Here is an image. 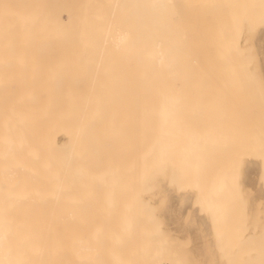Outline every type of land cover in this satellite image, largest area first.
Instances as JSON below:
<instances>
[{"label":"bare ground","instance_id":"1","mask_svg":"<svg viewBox=\"0 0 264 264\" xmlns=\"http://www.w3.org/2000/svg\"><path fill=\"white\" fill-rule=\"evenodd\" d=\"M152 1L153 0H0V264H91V262L92 264H104V255L108 252L109 247H111L109 249L110 255L114 251L116 253H113L114 256L112 257V261L110 260L112 255H108L110 257L108 259V256L106 255L105 263H107V261L109 260V262L111 261V264H168L166 263V261L168 262V256H165L166 250L168 249L167 251L172 255L177 251L178 247L175 248L176 251H174V249L171 253V249L167 246L179 234L176 227L171 228V230L169 231L170 233L176 228L175 235L176 233L178 235L174 237H172L173 233L171 234V236H168L167 230L166 237H170V239H167L170 241L166 244L165 241L167 240L166 238H164V241L163 237L165 236H163L164 233H162V231L165 232L168 224L171 227V224L176 226L174 223H180V221L178 220L182 217L184 219V216H182L183 213L182 215L181 213H179V215H181L180 218L178 217L179 215H177L176 218L174 217L175 219L179 218L174 222V218L170 214L172 211H169L171 206H169L167 212H170L168 214L173 218V220L171 217L169 219H171L174 223H171V221H169L170 223L168 221L166 222L167 219L161 216V218L163 219V223L164 220L167 223V227L163 226L165 228H163V230L161 226L164 224L161 221L160 214H164L166 211L163 209L165 212L163 210L161 213L158 212V214L160 213L159 217H157L158 219L155 217L158 214L156 213L155 215L154 213V218L152 217L153 215L150 216L153 218L152 221V219L148 215L153 214L154 210L156 211L159 208L156 209V207L152 205L154 207V210L152 211L151 209L152 213H150V209L147 210L146 207L155 203L154 201L156 197L158 199L159 196H161V190L165 189L164 184L167 183V181H165L164 183V178H167L168 175L176 173L177 171V177H182L181 180H183V183L186 185V187L183 188V184L181 182V187L179 186L180 183H178L177 181L180 178L176 179V176H174L175 178H173L175 180H169L174 181L175 183L173 182V184L178 185V189L182 188V191H185V188L187 189L188 187V182L185 183L187 179L184 180L183 177H186L189 171L190 176L192 175L193 178H195L193 179L191 176V178L193 179L191 180L192 185L187 189L190 190V192H187V190L184 192L185 194L188 193L189 195L187 194V196H189L190 198H192L190 196L193 193L191 192L192 190H197V192H199L200 190L198 189L202 190V188H204V183L207 182V184H205L207 185V188L205 187L206 192L208 191L209 194L214 197V199L209 198V200L212 199L213 201L210 200V203L206 201V204L212 206V208L210 206H203V203L201 202L202 200H205L204 197H200H202V194L204 193H202L201 191L200 192L202 194L197 193L199 198L202 199L201 201H199V205L205 208L204 211H208L209 213L210 207L211 212L216 211L217 213L227 211V213L229 214L230 212H232L234 216L235 212L233 211H236V209H234L233 207L236 204L235 202H237L238 200H234L236 199L234 197L237 195L233 196L235 194V192H233V185L238 186V181L239 184H243L246 180H242L241 183L240 179L241 176H245V174L240 175V179L237 180L236 184L232 182L233 179H231L230 175L232 171H238V168H236L235 166V169L233 167L229 175L224 174L228 177L230 176L229 179L224 180L223 176L217 175L212 177L211 174L208 176V174L211 173L210 170H213V168L209 167L211 163H207L209 160L205 163L207 164L206 168H210V170L204 169L205 167H202L204 164H202L201 167L200 165L198 166V164H201L205 159L207 160V158H210L211 160V156H213V154H217L219 152V154L221 155L222 153L219 151V148V150H217V147H214L215 144L210 146L212 148H216L217 151H214L215 149L212 150V148L209 147V141H211V138L213 137L211 136L210 130H208V128L215 124L222 125V123H226L227 126L229 122H232L230 123L231 125L237 124L238 127L239 125H244L241 126L244 127L241 131H246L245 126L247 125L245 124V121L244 123H241V121L237 120L241 123L238 125V122H236V120L232 117L233 114L237 111H240V109L242 111L240 112L244 113L243 109L245 110L246 107L247 110L250 111L257 110L262 105L260 108L264 109V101H259V99L263 100L264 98L262 99L261 97H258V95L257 97L259 99L255 98L257 93L256 91V93L253 92L254 94L252 95V93L250 94L249 92H247L248 90L246 88L243 89V87L242 89L246 90V92L240 88V92H234L236 91L235 89L239 84L234 85L233 83H230L231 80H227V78L237 80L240 77L241 80H237L238 82H240V85L238 86L240 87L242 81H244L245 79L242 73L246 69L248 70L251 68L245 66L246 68L244 69V67L242 66L244 71H240V69H242L240 67V72H238L236 67H238L240 63L239 61L236 67L235 64L231 63L232 66L236 68L237 73L230 72L232 71L230 70L231 67L228 68V64L226 63V58H228V56L224 57L225 60L223 58V52H226L224 51V48L227 46L224 45L225 47L223 48L224 43L221 41L223 39L219 40L223 44L219 43V41L217 42L216 39L218 38V36L219 38L225 36L224 39L226 38V40L228 41L229 39H227V36H229V33H233L234 35L237 30V22L240 23L238 27L243 28L245 26V23L255 20L257 21L258 19L263 17L264 9H262L261 7H257L255 5V2H248L245 4L241 3L240 8H237L234 2V6L232 5V11L231 4L228 5L226 11L225 7H223L224 13L227 12L226 16L224 14L225 18L227 17V20L222 21L223 18H221L220 21L217 19L218 24L217 26H215L213 23L208 22L205 17V20L203 19V21L206 22L203 23L202 19L198 17V14L196 15L194 12H192V14L194 13L200 20L195 19V17L193 18L194 21L192 19L193 23L192 21H189L191 19H188V15H190V13L187 11V8V10H185V5H183L182 7L181 3V6H179L182 7L180 9L182 13L184 10L185 13L186 11L187 13H189L186 14L187 19L185 21L187 22H182L185 25L187 24V27L191 22L188 29L186 28V26L185 28H183L186 32L187 30L189 32V34L184 35V31L183 29H181L183 23H181L180 19L179 23L181 24L177 23V21L175 20L176 22L173 21V23H176L174 24L176 26H173V19L172 17H170V15L172 14L170 13L171 11H169L170 9H177L176 11H180L178 10V5L176 6L177 8H172L170 7V4L173 0H163V6L160 8L158 7L159 5H157L159 0H156L157 3H155L156 7H158L157 10V8H155V4L152 5ZM224 4L225 3L223 2V5ZM201 5L199 6L201 7ZM223 5L218 4L220 9ZM215 6H212L213 9H215ZM218 6L216 7L217 11H222L219 10ZM200 7H198L196 3V10H200ZM155 9L159 11L158 14H160L161 17H154ZM159 9L164 10V14ZM205 10L206 9H204L202 13L205 12ZM168 13L170 15H168ZM221 13L222 12H220V15H222L223 17V14ZM176 14L177 13H175V16ZM180 16V18H182V16L184 15H181L180 13ZM192 17H194V15ZM263 19L264 18H262V21L260 20L261 22L259 28L263 26ZM195 20H197L198 22ZM211 21L213 22L214 19ZM229 22H231V24H229ZM177 24L181 26L179 27V25ZM228 25L232 26L231 30L229 29L230 31L227 30ZM176 27L180 31H176L177 33L174 32V34L171 33L174 28L176 29ZM214 27H216V29H214ZM181 34H183V37H181ZM215 34H217V36H215ZM174 36H176V38H173ZM177 36H179L180 38L178 37L179 39H177ZM188 37L192 38L193 40L190 39L191 41L189 40V42L182 41V39L185 40V38ZM179 40L181 42L178 45L179 48L176 47L177 50L173 49V46H175L176 44L174 45L172 43V45L170 43H175ZM214 40H216V42ZM223 41L225 42V40ZM182 42L186 43H183L184 45L188 44V47L185 46L184 48V50L189 48L187 51H183L182 47L184 46ZM230 48V51H232L233 47L230 46ZM174 50L177 52H175ZM171 51H174V53L176 54ZM180 52L183 53L180 54ZM226 53H228V51ZM171 54L172 57L178 54V57L176 56L172 58ZM233 54L235 55L236 53L232 52V56ZM179 55L181 58H183V61L181 62H184V60L187 61V56H192L193 61L195 60L194 63L196 64L193 63V66L196 65V67L194 66L197 70L196 75L193 76L195 72L194 69L192 70L194 72L190 71V73L192 74H189V76L186 75L188 73L181 74L182 76L186 75V77H190L192 75L194 78H192V80L189 78L191 80L190 83L186 79V77L183 78L182 76L177 75L178 77H180L178 79V77L172 78L171 76L173 74H175L174 76H176V74L180 75V73L186 71L188 68L185 66L186 70L184 69V67V70L182 69V67L180 66V64L182 63L179 62ZM235 57L237 58V56ZM176 58H178V60H176ZM188 60H190V58H188ZM174 61L178 62L175 63ZM189 62L191 63V61ZM173 63L174 65L170 67V65ZM190 63L188 65L191 67ZM241 65L243 64L241 63ZM175 66L176 69L174 68ZM179 68L183 71L180 72ZM177 69L180 73H176L178 72ZM175 70L176 72H174ZM245 73V77H247V83L249 81L250 83H252V78L250 77L251 79H248L250 73ZM169 76H171V79L173 80L169 79ZM185 79L189 83L187 87L189 89L188 91L186 90L184 94L186 95V92H188V99L185 96L183 98L187 99L189 108L187 107L188 109H186L185 107V110H180L182 96H178L172 93V89H175V87L185 88V84L183 82V80ZM224 79H226L225 82L229 81V83H225ZM204 80H207V83L203 82ZM192 81H194V84H192ZM212 81H214V83H212ZM178 82L179 84H177ZM258 84H263V82L259 81ZM258 84L257 87L259 86ZM190 85L193 87V89ZM243 86H246L244 85V82ZM253 86L254 85L252 84V88ZM261 90L263 89L261 88ZM230 93L235 94V96H233L232 94V97L229 96ZM246 93L248 94V96L250 95V101L255 95L253 101H247L249 99ZM211 95H214V97L216 98L217 96L221 98L219 100H215L214 98V101H211ZM204 96H208L209 99H204ZM225 96H227L228 98H226ZM224 98H226L227 100ZM242 99L246 100L245 102L248 103V105H242ZM211 106H213V110L215 111H213L214 114L211 113ZM243 106H245V108ZM203 108L204 111L205 109H207L205 113L208 112V110L209 112L205 115V117H203V119H195V121L194 116H192L191 114L194 115L195 111H199ZM187 111L194 112H188L194 121L193 124H191L190 121L187 124L188 126L189 124L191 125V129H189L192 130V128L197 126L198 129L195 127V130L197 129V131L194 130L193 132H197L198 135L199 131L200 133L202 132L199 138L208 141L207 143L205 141L206 144L202 145L201 147L199 145V151H194L193 148L189 146L191 145L190 143H192V145L196 143L194 140H197V135L193 140V135L189 137L190 134L188 133L189 135H186V137L184 135L185 133L183 134L184 131L182 132V130H185V132L187 131V125L184 126L188 122V119L185 118L189 115H186ZM240 112V117L238 116L239 119L242 118L241 116H244V114H246L244 113L243 115H240ZM252 112L254 113L256 111ZM260 112L261 113L259 115H261L263 111ZM248 114L246 115L249 116ZM263 114L261 116V121L264 122ZM251 115L249 117H251ZM256 115L257 118H260L258 117V113H256ZM249 117L247 119H250ZM183 119L186 120L185 123H183ZM244 119L246 120V117ZM258 120L257 124L261 123V121ZM181 125L184 127V129L183 127H181ZM201 125H205V128H207V130L201 131ZM250 126H252V124ZM179 127L180 129L182 128V134ZM255 127L259 129L260 126L258 127L257 125ZM230 128L232 130V126ZM216 129L217 128H214L212 131ZM219 129L220 127L218 125V130ZM237 129L236 131H239V129ZM258 129V134H260L258 136L260 137L261 133ZM262 129L264 131V127ZM231 130L228 129L227 131L229 132ZM216 132L222 133L223 130L220 132L216 130ZM236 133L238 134V132ZM222 134H224V132ZM239 134H241L240 131ZM216 135H213L214 142L218 140V137L221 138L220 135L216 138ZM247 136H249V134ZM261 137L262 138L259 139L256 138V140H260L258 144L262 145L263 147L260 155H257V160H260L262 163H264V134ZM184 138L187 139L183 140ZM226 138L227 137H224L225 140ZM248 138L246 137L244 139L247 140ZM252 138H254V135ZM215 139L217 140L215 141ZM235 139L232 138V140L230 141V146H228V148L233 145L231 149H233L234 147H236V149L234 151H229V149L223 148L224 151L221 150L223 151V156L221 157L219 155L218 157L223 158L224 160H230V162L232 161L239 163L241 161L243 163L247 160H245L246 158L244 159V161L242 160V157L245 156V153H243L244 149L242 147L244 146L243 144L246 145L247 142H245L244 140L238 142ZM237 139L240 140L239 138ZM221 140L220 143H222ZM225 140H223V142ZM228 140L230 139L228 138ZM179 142L183 144V146L179 145ZM238 143H240V146H237ZM197 144L199 143L197 142ZM160 145H162V147ZM225 145H223V147H225ZM248 145L250 147V143ZM188 146L190 148H188ZM143 147H146L145 151H143L142 153L138 151L139 157L136 156L138 152L135 153V150H142L144 149ZM196 147L198 148L197 145ZM218 147H220V145ZM239 148L243 149L242 152L238 150ZM256 153L257 151L254 152V154ZM213 157L215 159L217 155L216 157ZM252 157L255 158V156ZM191 158L194 160L196 159L198 161V164H195L197 162L196 160L195 162L191 161L190 164L187 163V161L190 162ZM110 159L113 160L109 161ZM200 160L203 161L201 162ZM123 161L124 163H122ZM217 161L220 160L217 159ZM104 162L108 163L109 166ZM162 162H164V164ZM184 162L186 163V166L184 165ZM192 162L197 166H193ZM237 163L234 164L236 165ZM245 163L243 164L245 165ZM103 164L106 165V168ZM120 164H124L123 166H126L127 168L131 166V164H135V166H137H131L129 167V169L123 167V170H121L120 168L122 167V165ZM159 164L163 166L160 168ZM188 164L192 166H187ZM223 164L227 165L228 162H222L221 165L224 166ZM226 165L225 167H227ZM242 165H240L241 168L245 167L244 165ZM137 167L138 169L136 170L138 171L134 170L132 172L131 169ZM231 167L232 165L229 168ZM156 168H160V174H158V170L152 172V169ZM221 168L223 170V167ZM241 168L240 171L244 170L245 173L247 172L244 168L242 170ZM255 168L256 167L253 168V166H251V168H249L248 170L250 187L252 189L255 188L257 190V193L261 192L259 193L261 196L263 193L262 189L259 184L255 183V179L258 174L257 171V174L255 173ZM263 168L264 167H262V170H264ZM244 171L242 172L244 173ZM129 172L133 173L134 175L139 173V184H147L148 193H143L145 195V201L143 200L144 198H142V195V197L139 196L140 198L138 199V192L136 193V190L139 189H137V187L139 186V180L136 176L132 178H134L135 180L137 179L138 181L136 180L135 182L134 180H132L131 175L133 174ZM135 172L137 173L135 174ZM222 172L225 173L226 171ZM222 172H220V174ZM127 173H129L130 175H127ZM223 173L221 175H223ZM235 173L237 174V172ZM159 175L162 177H160ZM207 177H209L210 179ZM206 178L209 180H207ZM226 178L227 177H225V179ZM196 179L198 181V184L197 181H195ZM198 179L201 180L200 182H203L202 180L204 179L205 182H203L202 185H199L200 182ZM263 179L264 177L262 176V179L260 178V180H262L263 182ZM144 184L143 186H145ZM170 184L172 185L171 182ZM198 186L203 187L198 188ZM243 186L246 187V185L244 184ZM167 187L168 185L166 186V188ZM190 187L193 189L191 190ZM241 187L240 189H238L239 192L236 191V193H241L240 190L244 188ZM172 188L173 187L168 188L167 192L171 193L172 191H174H170ZM246 188L243 189L244 192L248 190ZM178 189L177 191H175L180 192L181 190ZM229 191H231L232 195L227 194ZM173 193L174 195L176 194L175 192ZM173 193L171 195H173ZM184 193H178V195H181L180 198L182 196L187 197ZM243 193L242 196H245V194H247ZM209 194L207 196H209ZM164 195L165 197L166 195L170 196L169 193H166ZM255 195L257 196V194ZM246 196L249 197L248 195ZM256 196L252 195V198L254 197L255 200H257ZM172 197L173 196H171V198ZM231 197H233L234 199H231ZM167 198L168 197L164 199ZM260 198H258L259 201L262 200ZM246 199L247 198H245V200ZM240 200H242V197ZM189 201H187L186 203H188ZM253 201L254 200H251L252 203H254ZM251 202H249V204ZM168 203L172 204L171 202ZM189 203L191 204L192 202ZM247 203L244 204L248 205ZM131 204V207L136 206L137 208H131ZM188 204H186V206ZM106 205L108 206V209H106ZM237 205H239L238 202ZM118 206L121 208L120 210L117 209ZM186 206H183L185 207L184 215L190 211L189 208V211L186 210ZM193 206L195 205L193 204ZM183 207L181 205L182 209ZM206 207L208 208L206 209ZM244 207L242 208L244 209ZM89 208L92 209L88 212L90 214L87 213V211L90 210ZM137 209L139 214L135 212ZM172 209L174 210L173 206ZM190 209H192L191 206ZM212 209H214V211ZM232 209L233 211L228 212V210ZM129 210L133 214L132 218L130 217L132 214ZM117 211H119L120 215L122 214L123 216H118L119 212ZM103 212H109L108 215H111L109 216L110 219L107 214L105 215H107L106 218L108 217V220L104 219L105 215L103 216ZM126 212H129L128 214L130 216H128ZM144 212L145 214L147 212L146 219L144 218ZM175 213L178 212L176 211ZM86 214L91 215L90 219L91 217L93 218V220L91 219L92 223L97 226L96 230L98 231V234H96V231L94 232V234L93 232H91V234H88L90 237L92 236V234H96L95 238L92 239L89 238V236L88 238L86 237V229L84 228L83 230L81 223L83 222L82 219L86 218ZM114 214L115 216H118V218L120 217L119 219L123 218V220L121 219L122 221H119V219L117 220V218H113ZM125 214L127 215V217ZM201 214L202 211L200 215ZM209 214L215 215L213 213ZM191 215H193V213ZM80 216L82 217L80 218ZM197 216L199 215L197 214ZM199 217H197V219ZM204 217L202 218L207 220V218ZM187 218L185 215V220H187ZM194 218H196L195 214ZM216 218L218 217H215L214 219ZM230 218L231 216L229 215V220L227 219L226 222L230 221ZM103 219L104 221H109L105 223H108V225L112 228L113 225L118 226L111 230V227L103 223L104 221L102 222ZM113 219L117 220L116 224L114 223L115 221ZM150 219L151 221L149 222ZM200 219L201 218H199V220ZM210 219L212 221L214 220L212 218ZM220 219L221 218L219 217V220ZM85 220H87V218L84 219V221ZM124 220L127 222V226H130V231L126 230V226L124 225L126 223H124ZM219 220L217 219V224L220 223H218ZM75 221L80 222L79 224L76 222V228H74ZM204 221L201 223H204ZM215 221L216 220L211 223H213L214 226H217L216 224H214ZM220 221L223 222L222 219ZM121 223L124 224L121 225ZM79 226H81L82 228ZM103 226H107V229L108 227L110 228V230L108 229V231H110V234L103 231L105 230V227L103 228ZM177 226H179L180 231L181 228L178 223ZM183 226L186 227L184 223ZM200 226L202 225L200 224ZM200 226L199 228L202 229ZM226 226H224V228ZM232 226L233 225H231L230 228ZM88 227L89 226H87L86 228ZM117 227L122 228V231H120V229H117ZM170 227L168 229H170ZM78 228H81L82 230ZM216 228L217 227H215L214 229ZM114 229L119 230L120 232H115L113 231ZM80 230L84 231L85 233H83L82 235ZM189 230L188 232H191ZM111 231H113L112 234ZM185 231L186 230L184 228V231L182 232L184 233ZM243 231L245 232L246 230L243 229ZM87 232L89 231L87 230ZM103 232L106 234V237L111 238L112 236L108 235H113V237L111 238L113 239V242H109V240H111L109 238L108 240L105 239V235L103 238ZM199 232L202 231L199 230ZM219 232V235L217 234V237L220 239H217L220 242V240L223 239H221V237H223L224 233L222 234L221 232ZM220 234H222V236H220ZM240 234L238 235V237L240 236ZM184 236L186 237L185 234ZM225 236L227 239V235ZM241 236V239L244 238L245 241V236ZM263 236L264 235L262 234L261 237ZM171 237L173 238L172 241ZM251 238L249 236L248 240ZM88 239L89 241L92 240L91 242H94L92 243V246H89L91 251L93 253L96 252L94 256L91 255L92 258L90 261L89 254H91L92 252H89L90 249L88 250L85 243V240L87 241ZM89 241L88 245H91ZM104 241L106 243H104ZM107 241L109 242V244H111V246H102L103 244L107 246ZM186 242L189 246L190 240L189 242ZM178 243L181 244L183 242L178 241ZM187 243L185 245H187ZM179 244L177 245L179 246ZM172 245L174 246L175 244ZM218 245L217 247H219ZM188 246L187 248H191V246ZM239 246L237 248H239ZM246 247L248 248V246ZM113 248L114 250H111ZM219 248L218 250H220ZM242 248L238 250H241ZM178 250L181 251V248ZM189 250L192 251V249ZM193 250L196 251V248ZM238 250L236 251L239 254V252L241 251ZM104 251L105 254H103ZM251 252L252 251H250V254ZM193 253L191 254L193 255ZM168 254L169 253H166V255ZM187 256L188 254L186 255V257ZM235 256L237 257V255ZM190 259L191 261L193 260V258ZM238 259L235 260L238 262ZM230 260H233V258L231 259L230 257ZM230 260L229 264L232 263H230ZM109 262L107 264H110ZM234 262L235 261H233L232 264H238L237 262ZM248 262L249 261H247L246 263ZM192 263H194V261ZM192 263L190 262V264ZM169 264H171L170 259Z\"/></svg>","mask_w":264,"mask_h":264},{"label":"crops","instance_id":"2","mask_svg":"<svg viewBox=\"0 0 264 264\" xmlns=\"http://www.w3.org/2000/svg\"><path fill=\"white\" fill-rule=\"evenodd\" d=\"M259 1H260L261 5L264 4V0H259ZM218 13L220 14V12H218ZM222 13H223V12H222ZM222 13H221V14H222ZM219 14H218V15H219ZM218 15H217V16H218ZM212 16H213L212 19H218V20H220V18H218V17L215 15V13H214L213 11H212ZM215 16H216V17H215ZM262 18H264V17H262ZM262 18L259 19V22L262 21ZM260 20H261V21H260ZM263 21H264V19H263ZM229 24H231V22H229ZM253 24H254V25H253ZM256 24H257V21H256V20H255V21H251V22H250V25H249L250 28H248V30L251 29V25L255 26ZM253 26H252V27H253ZM221 27H222V25H221ZM231 27H232V26L228 25V26H227V28H228L227 30L230 31V30H231ZM261 28H262V29H261ZM229 29H230V30H229ZM248 30L246 29L245 32H247ZM230 36H233V37H230ZM262 36H263V37H262ZM221 39L225 40V42H224L223 40H221ZM227 39H229V40L227 41L226 38L224 39L223 37H220V38L218 37L216 40H217V42H218L219 40H221V41L224 43V44H223L221 41H219V43H222V44H223V48H224L225 46H227V47L224 48V51H226V52L228 51V53L223 52L224 55H225V56L223 55V58L228 56V58H226V63L228 64V65H227L228 68L231 67L230 70H232V71H230V72L237 73V72H236L237 70H238V72H240V71L243 72L244 69H245L246 67L251 68V69H248V70L246 69V70L242 73V74H243V77H244L245 79H244V81H242V84H241L240 87H238V86L240 85V82L237 81V80H239V81L241 80L240 77H239L237 80H236V79L233 80V79H231V78H229V79L227 78V80H231V81H232V82L230 81V83H233L234 85H235V84H236V85L239 84V85L237 86V88L235 89L236 91H234V92H235V93L240 92V91H239V88L242 89V87H243V89L246 88V89L248 90L247 92H249L250 94L252 93V95H253L254 93H256V92L259 93V94L256 93V97H255V95H254V96L252 97L251 101H253L254 97L257 98V99H259L258 97H261V98L263 99V98H264V87H263V86H264V85H263V84H264V25L261 26L258 30H256V32L251 33L249 36H248L247 34H245V36H243V40H242L241 42H240L239 35L237 34V32L234 33V35H233V33H229V36H227ZM230 39H231V40H230ZM216 40H214V41L216 42ZM226 41H227V43H226ZM215 42H214V43H215ZM229 42L232 43L233 45L230 44ZM228 43H229V44H228ZM222 44H221V45H222ZM224 45H225V46H224ZM234 45H235V46H234ZM230 46L233 47L232 51H230V49H231ZM225 49H226V50H225ZM235 51H236V52H235ZM232 52H233V53H236L237 55H236V54H235V55L233 54V56H232ZM235 56H237V58H236ZM235 58H236V60H235ZM224 60H225V58H224ZM232 60H233V61H232ZM258 60H259V62H258ZM227 61L230 63V65H229V63H228ZM239 61H240V63H239ZM241 61H243V62H241ZM231 63L235 64V67H236L237 63H239V65H238L239 68L236 67V68H237V70H236V68H234V66H232ZM241 63H242L243 65H241ZM240 65H241V66H240ZM242 66L244 67V69L242 68ZM245 66H246V67H245ZM240 67H241L243 70L240 69ZM254 67H255V68H254ZM233 68H234V69H233ZM239 69H240V71H239ZM228 70H229V69H228ZM234 70H235V71H234ZM245 72H247V74L250 73V76L248 77V79H251V78H252V83H250V81L247 83V80H246L247 77H245V76H246V75H245V74H246ZM243 77H242V78H243ZM250 77H251V78H250ZM261 77H262V78H261ZM261 79H262V80H261ZM242 80H243V79H242ZM214 81H215V80H214ZM214 81H212V83H214ZM221 81H223V80H221ZM225 81H226V79H224V82H225ZM259 81H262L263 84H260V85H259V84H258ZM203 82L207 83V80H204ZM243 82H244V85H246V86L249 87L250 89L247 88L246 86H243ZM222 83H223V82H222ZM225 83H229V81H227V82H225ZM252 84L254 85L253 88H252ZM255 84H256V85H255ZM257 84L259 85L258 87H257ZM213 86H214V85H213ZM255 86H256V87H255ZM261 88H262L263 90H261ZM243 89H242V90H243ZM254 89H255V90H254ZM242 90H241V91H242ZM249 90H250L251 92H250ZM253 90H254V91H253ZM243 91L246 92V90H243ZM255 91H256V92H255ZM253 92H254V93H253ZM231 94H232L233 96H235V94H233V93H230L229 96H231ZM246 94H247V93H246ZM246 94H245V95H246ZM257 95H258V97H257ZM247 96H248V94H247ZM247 96H246V97H247ZM249 96H250V95H249ZM249 96H248V99L250 98ZM207 97H208V96H207ZM207 97L204 96V99H206V100L209 99V97H208V98H207ZM225 97L228 98L227 96H225ZM231 97H232V96H231ZM246 97H244V98H246ZM214 98H215V100H216V99L219 100L221 97H218V96H217V98H216V97H214V95H211V97H210L211 101H214ZM226 98H224V99H226ZM234 98H235V97H234ZM234 98H233V99H234ZM229 99H232V98H229ZM229 99H228V101H229ZM226 100H227V99H226ZM255 100H256V99H255ZM242 101H243V103H244V104L242 103V105H245V104L248 105V103L245 102L246 100L242 99ZM247 101H250V99L247 100ZM251 101H250V102H251ZM259 101H264V99H263V100H260V99H259ZM250 102H249V103H250ZM247 105H246V106H247ZM261 106H262V105H261ZM261 106H260V107H261ZM243 107L245 108V106H243ZM260 107H259L258 109H261ZM211 108H212V109H211L212 111H211V110H210V111H211V113H213V111H214V110H213V106H211ZM241 108H242V107H241ZM263 108H264V106H263ZM258 109H257V110H258ZM196 110H199V109H196ZM201 110H202V111H201ZM257 110H250V111H249V110H247V107H246L245 110L243 109L244 113H246V114L250 113V114H248L249 116L252 114L251 117L255 114L252 118H255V117L257 118L256 113H258V117H260V118H257V120L259 119L258 121H261V120H262V119H261V116H262V114L264 113V109L258 110L259 112H258ZM192 111H194V110H192ZM192 111H187V112H186V115L189 114L188 112H190V113H194V112H192ZM205 111H207V109H205ZM205 111H204V108H203V109H200L199 111H195L194 115H193V114H191V115L194 116V120H195V119H197V120H198V119H203V117H205V115L209 112V110H208V112H206V113H205ZM240 111H241V109H240ZM240 111L235 112L234 114H235V115L238 114V115L235 116V115L233 114L232 117L236 120V122L241 121V123H244V120H243V119H244L245 117H246V119H247L249 116H247V115L244 114V113H241L242 111H241V112H240ZM252 111H256V112L253 113ZM260 111H263L261 115H259V114L261 113ZM197 112H198V113H197ZM202 112L204 113V115H203ZM214 112H215V111H214ZM239 112L241 113L240 115H243V114H244V116H241V117H242L241 119H239V117H240V116H239ZM251 112H252V113H251ZM196 113H197V115H198L200 118L196 115ZM201 113H202V114H201ZM213 114H214V113H213ZM215 114H216V113H215ZM191 115H190V114L188 115V116L190 117V119L192 118ZM200 115H201V116H200ZM263 115H264V114H263ZM188 116L185 117V118L188 119V122H187L185 125L183 124L184 126H186V125L189 123V121H190L191 124L194 123L193 118L190 120ZM196 116H197V117H196ZM238 116H239V117H238ZM251 117H249L250 119H247V120H248V123L245 122V124H246L247 126H248V124H249L248 127L245 126V127L247 128V129L245 128V130H246L247 132H246V131H241V130L244 128V127H241V126H244V125H239V124H241L240 122H238V125H239V127H240L241 129L237 126V124H236V125H233V124L231 125L230 123H232V122H229L227 126H226V123H225V124L222 123V125H221V124H217V125L215 124V125H212L211 127L208 128V130H210L211 136L213 137V138H211V141H209V147H211L212 145L215 144L214 147H217V150L220 149L219 151L222 152V153H223L224 149H229V151H230V150H231V151H234V150L236 149V147H234L233 149H231V147H233V145H231L230 148H228V146H230V141L232 140V138L235 139V137H236L235 140H237L238 142L243 141V140H244L245 142H247L246 145L243 144L244 146H243L242 148H243L244 150L241 149V148H239L238 150H240L241 152H242V150H243V153H245V154H246V152H247V153L250 152L249 154H250L251 157H252V156H255V158H254V157L250 158L252 161H251L250 159H245V157H244V159L247 160V161H245V162H247L248 164L245 163V162H243V163H245V165H244L241 161H240L239 163H237V162H232V161H231V162H232V163H231L230 160H224L223 158L218 157V156L220 155L219 152H218L217 154H213V156H215V157H216V155H217V157H216L215 159H214L213 156H211L212 159H213V160L211 159L212 161L210 160V158H209V159L207 158V160L205 159L204 162H202L203 160H200L202 163H201V164H200V163L198 164V161L195 159V160L197 161L195 164H198V166L200 165V167H201L202 164H204L203 166H207V164H206L205 162H207L208 160L211 161V162L208 161L207 163H211V164H212V162H213V164H212V165L210 164V166H212V167H213V165H214V167L217 166L216 168H218V170H217L216 174L219 175V176H223V177H224V180H227V179H229V177H230V176L228 177V176H226V175H229V174H230V171H231V170H230L229 167H230L231 165H232L231 168H233L234 166H238V165L240 166V165L243 164V165L245 166V167H243V168H244L247 172L245 173V171L242 170L243 168H241V166H240V167L238 166L239 168H241L242 171H244V173H243L242 171H240V172H241V175H242V174H245V176H243V175L241 176L240 182H241L242 180H243V181L246 180V181H244L243 184L246 185V187L249 188L251 191L254 190V191H252V195H253V196H256L255 194H257L256 197H257V200H258V198H260L261 196H263L264 191L262 190L263 193H262V195L260 196L259 193H261V192H258V193H257V190H256L255 188L252 189V188L250 187V178H249L248 170H249V168H251V166H253V168L256 167V168H255L256 170L254 169V171H255L256 174H257V172H258V174H257V177H256V179H255V183L258 184V182L261 181V180H260V175H261V169H260V166H261V163H262V162H261L260 160H259V161H260V162H259L257 159H258V156L260 155V153L262 152L263 147H262V145H259V144H258L260 140L258 141V140H256V138H257V139L262 138L261 136H263V134H264V131H263V129H262L263 126H264V124H263L264 122L261 121V123L257 124V120H256L255 122H253L255 119L252 120ZM236 118H237V119H236ZM183 120H184V119H183ZM237 120H238V121H237ZM185 121H186V120H184L183 123H185ZM192 121H193V122H192ZM195 121H196V120H195ZM242 121H243V122H242ZM197 122H198V121H197ZM250 122H251V124H252L253 127L250 126V125H251ZM252 122L254 123V125H253ZM255 124H256V125H255ZM260 124H261V125L263 124V125L261 126ZM218 125H219V127H220L221 130H220V129L218 130ZM257 125H258V127H259V126L261 127L262 132H261L260 127H259V129H258L257 127H255V126H257ZM228 126H230V127L232 126V130H231V128L228 127ZM181 127H183V126L181 125ZM186 127H187V128H186ZM186 127H185L186 130H187V131L189 130L188 132H187V131L185 132V130H182V128L180 129V127H179L180 132H181V130H182V132L184 131L183 134L185 133V134H184L185 136L190 134V135H189V137H190L191 135H193V136H194V137H192L193 140H194V138H195L196 135L198 136V138L200 137V135H201L202 132L200 133V131H199V135H198L197 132H196L197 134L193 132V131L195 130V127L197 128V126H195L194 128H192V130H190V129H191V128H190V127H191L190 124H189V126L187 125ZM192 127H193V126H192ZM213 127H214V128H217L216 130H217L218 132H220V131L223 130L224 134H226V135L222 134L223 132H222V133H221V132H220V133H217L216 130H214L215 132L212 131V130L214 129ZM189 128H190V129H189ZM199 128H200V127H199ZM234 128H235V129H234ZM237 128L239 129V131H240L241 134H239V131H236ZM250 128H251V129H250ZM254 128H257V129L260 131V133H261V136H260V137L258 136V135H260V134H258L259 132L257 131V129H254ZM183 129H184V127H183ZM197 129H198V128H197ZM197 129H196L195 131H197ZM228 129L231 130V131L228 132V131H227ZM238 129H237V130H238ZM204 130H207V128H205V125H204V126L201 125V131H204ZM233 131H234V132H233ZM248 131H249V132H248ZM256 131H257V132H256ZM182 132H181V134H182ZM192 132H193V133H192ZM212 132H213V133H212ZM225 132H226V133H225ZM236 132H238V134H237ZM242 132H244L246 135H245L244 133H242ZM254 132H255V133H254ZM188 133H189V134H188ZM215 133H216V134H219V135L221 136V138H219V137L217 138V136H219V135H216ZM234 133H235V134H234ZM251 133H252V134H251ZM256 133H257V134H256ZM179 134H180V133H179ZM221 134H222V135H221ZM242 134L245 135L247 138H248L249 136H250V137H249L247 140H245L244 138H246V137L243 136ZM248 134H249V136H247ZM255 134H256V135H255ZM213 135H216L215 137L218 139V140L215 139V141L217 140L216 142L213 141V140H214V136H213ZM238 135H239L240 137H239ZM253 135H254V138H252ZM197 136H196V139H197V140H194L196 143L193 144V145H195V146H193L192 143H190L191 145L186 144V145H189L190 147H192L194 151H197V150L199 151V149H200V148H199V145H200V147H201L202 145H205V144L208 142V141H206V140H204V139H203V140L200 139V138L198 139ZM228 136H229V137H228ZM251 136H252V137H251ZM257 136H258V137H257ZM182 137H184V136H182ZM182 137H181V138H182ZM186 137H187V136H186ZM222 137H223V139H222ZM224 137H227L226 140L224 139ZM243 137H244V138H243ZM179 138H180V137H179ZM228 138H229L230 140H228ZM237 138H239L240 140H238ZM185 139H187V138H184L183 140H185ZM221 139H222V140H221ZM200 140H201V141H200ZM220 140L222 141V143H220ZM223 140H225V141H224L225 144H227L228 142H229V143H228L227 145H225L224 142H223ZM248 140H250V141H248ZM251 140H252V141H251ZM180 141H181V139H180ZM202 141H203V142H202ZM205 141H206V143H205ZM227 141H228V142H227ZM257 141H258V142H257ZM182 142H183V141H182ZM197 142H198L199 144H197ZM211 142H212V143H211ZM213 142H214V143H213ZM245 142H244V143H245ZM253 142H254V143H253ZM179 143H180V142H179ZM201 143H202V144H201ZM210 143H211V144H210ZM216 143H218V144H216ZM249 143H250V147H249V145H248ZM183 144H184V142H183ZM183 144L180 143L179 145H182V146H183ZM221 144L225 145V147H223V145H221ZM239 144H240V143H238L237 146H240ZM251 144H253V145H251ZM184 145H185V144H184ZM196 145L198 146V148L196 147ZM210 145H211V146H210ZM219 145H220V147H218ZM182 146H181V148H182ZM189 146H188V148H190ZM246 146H247V147H246ZM195 147H196V148H195ZM214 147H213V148L211 147L212 150L215 149L214 151H217L216 148H214ZM226 147H227V148H226ZM248 147H249V148H248ZM261 147H262V148H261ZM218 148H219V149H218ZM223 148H224V149H223ZM245 148H246L248 151H247ZM221 150H223V151H221ZM254 150H255V151H254ZM225 151H227V150H225ZM256 151H257V153L254 154V152H256ZM259 151H260V152H259ZM251 152H253V153H251ZM258 152H259V153H258ZM222 153H221V155H220L221 157L223 156ZM245 154H244V155H245ZM257 155H258V156H257ZM256 156H257V157H256ZM191 159H192V158H191ZM191 159H190V162L187 161V163L190 164L191 161L195 162L194 159H192V160H191ZM217 159L220 160L221 162H220V161H217ZM244 159H243V157H242V160H243V161H244ZM215 161H216L219 165H218ZM225 161H227L228 164L230 163L231 165H230V164H229V165H228V164H227V165H226V164H223L224 166H222V165H221L222 162L227 163V162H225ZM193 162H192V165H193V166H197V165L193 164ZM256 162H257V163H256ZM184 163H185V162H184ZM220 163H221V164H220ZM234 163H237L238 165H237V164L235 165ZM255 163H256V164H255ZM189 164H188L187 166H190V167H191L192 165H189ZM205 164H206V165H205ZM215 164H216V165H215ZM246 164H247V167H246ZM251 164H254V165H251ZM182 165H183V163H182ZM184 165L186 166V163H185ZM225 165H226L227 167H225ZM243 165H242V166H243ZM248 165H249V166H248ZM203 166H202V167H203ZM208 166H209V165H208ZM218 166H219V167H220V166L223 167V170H222L221 167L219 168ZM228 166H229V167H228ZM224 167H225V168H224ZM221 170L224 171V172L226 171V172L223 173ZM218 171H219V172H218ZM256 171H257V172H256ZM220 172H222L223 175H221L222 173L220 174ZM218 173H219V174H218ZM227 173H228V174H227ZM224 174H226V175H224ZM217 175H215V176H217ZM230 175H231V179H233L232 182L237 184V180H238V179L235 180L234 178H232V177H233V176H232V173H231ZM247 175H248V176H247ZM225 177H227V178L225 179ZM254 177H255V176H254ZM211 178H212V177H211ZM243 178H244V179H243ZM247 178H248V180H247ZM164 179H165V180H164V183H165V181H167V183L164 184V185H165L164 188L166 189V191H165V189H164V190H163V189L161 190V193H160L161 196H159V198H158V199L160 200V205H159L158 208H159V210H160V211H159L160 213L162 212L163 209H164L166 212L163 210V211L165 212L164 214H163V213H161V214L159 213V214H160V218H161V216H163V217H165V219H167L166 222H167V221H168V222L171 221V223H172V222H173L172 220H173L174 217L176 218V216L179 215V213H181V215H182V213H183L182 216H184V219H183V217L180 218L181 215H179L178 217H179L181 220H180L179 218H178L179 220L174 218V222H175L176 220H178V221H180V223H179V222H176V223L173 222L176 226H174L173 224H171V227H170L169 224H168V227H167V225H166L167 223L165 222V220H164V223H163V219L161 218V221H162V223L164 224V225L161 226V228L163 229V228H164L163 226L167 227V229L165 230V232L168 230V231H167V232H168V236H171L172 233H173V236H172V237H174V236H176V235L179 234L178 236L175 237V239H178L179 242H182L183 240H186V241L189 242V240H190V243H191V244L189 243V246H188V247L191 246V248H187V249H188V253H187L188 256L186 257V258H187V259H186L187 264H188V263L190 264V262L192 263L193 261H194V263H192V264H200V263H201V264H204V263H205V264H220V258H219L218 254H217V252H216V246H217V245H216V243H215V241H214V238L212 237V232L214 231V228H215V227L218 228V224H216L217 226H214L213 224L210 223V222H213L214 220L212 221V220L210 219V218L213 217V215H212V214H209V213H213V214L216 215L215 217H218V218H216L215 220H217V219L219 220V217L222 219L223 222L220 221L221 219L218 221V223H219V222L221 223V224L219 223V225H221V227L219 226V228H222V229L217 230V228H216L215 230H217L218 232L221 230L220 232H221L222 234L224 233V234H223V237H221V239L223 238V239H222L223 241H224V240H225V241H227V240H228V241L233 240L231 234L233 233V231H232V230L234 229L233 226H234L235 222L237 221V218H234L233 220L230 219V221L226 222L227 219L229 218V215L232 216V214H233L232 212H230V214L227 213V211H225V212H217V213H216V211H215V212H211V208H212V206L207 205V204H206V201L210 203L211 201H213L212 199H214V197H213L211 194H209L208 191L206 192V188H207L206 186H207V185H205V184H207V182L204 183V188H202V190H201V189H198V190H200V191H201L202 193H204V194H202L200 191L197 192V190H193V191H191V192H193V193L190 195L192 198H190L189 196H187L188 193L185 194V193H184L185 191H182V190H181V191H182L187 197L182 196V197L180 198L181 195H178V193L181 194V193H182L181 191H180V192H179V191L176 192L177 190L172 188L171 190H170V189H169V190H170V191L174 190V191H172L171 193H170V192H167V191H168V188H170L171 186L168 185V178H164ZM209 179H210V178H209ZM209 179H208V180H209ZM245 182H246V183H245ZM241 183H242V182H241ZM243 184H239V181H238V186H237V185H236V186L233 185V186H234V187H233V188H234V191H233V192H235V194H234L233 196L238 195V193H236V191L239 192L238 189H240L241 186L244 187V188H246L245 186H243ZM167 185H168V187L166 188ZM239 186H240V187H239ZM199 187H203V186H198V188H199ZM205 187H206V188H205ZM242 187H241V188H242ZM233 188H232V189H233ZM244 188H242V190H241V194L243 193L242 191H243ZM247 188H246V189H247ZM175 190H176V191H175ZM203 190H204V191H203ZM162 191H163V193H162ZM188 191H189V190H187V192H188ZM165 192H166L167 194H168V193L170 194V196L166 195V197H168L167 199H164V198H166L165 195H164V194H166ZM173 192H175V193L178 195V197H177L176 194L174 195ZM189 192H190V191H189ZM255 192H256V193H255ZM172 193H173V195H171ZM197 193H199V194L201 193V194H202V197H200V198H203V197H204V200H205V201H203V200L201 199V200H202L201 203H203V206H210V207H211V208L209 207L210 212L207 213V215H206V214H205V215H204V214H201V215H202V216H201L200 213H199L197 210H192V209H193V208H192V205H193L194 199L199 198V196L197 195ZM205 193H206V194H205ZM162 194H163V195H162ZM193 194H194V195H193ZM208 194H209V196H207ZM227 194H228V195H232V194H231V191H229ZM182 195H183V194H182ZM188 195H189V194H188ZM192 195H193V196H192ZM171 196H173V197L171 198ZM174 196H176V197H174ZM205 196H206L207 199L205 198ZM259 196H260V197H259ZM169 197H170V199H169ZM236 197H237V196H235L234 198H236ZM162 198H163V199H162ZM178 198H179V199H178ZM189 198H190L191 200H190ZM209 198H212V199H210L211 201L209 200ZM215 198H216V197H215ZM232 198H233V197H231V199H232ZM234 198H233V199H234ZM253 198H254V197H253ZM253 198L251 197L250 199H251V200H254V201H257V200H255V198H254V199H253ZM261 198H262V197H261ZM261 198H260V199H261ZM158 199H155L154 202H156ZM173 199H174V200H173ZM176 199H177V200H176ZM187 199H188V200H187ZM250 199H249V202H251ZM164 200H165V202H164ZM169 200H170V201H169ZM179 200H180V201H179ZM182 200H183V201H182ZM189 200H190V201H189ZM215 200H216V199H215ZM215 200H214V201H215ZM166 201H167V203H168V202H171L172 204L168 203V204H169V205H168V204L166 203ZM187 201L192 202V203L190 204V203L188 202V203H189V204H188V203H186ZM254 201H253V202H254ZM161 202H162V203H161ZM178 202H179L180 204H179ZM165 203H166L167 205H166ZM181 203H182V204H181ZM178 204H179V205H178ZM186 204H188L189 206H188V205L186 206ZM205 204H206V205H205ZM250 204H253V203L251 202ZM181 205H182V207L185 205L186 208H187L186 210H188V208H189V210H190V211L188 210L189 212H188L187 214H185V215H186V218H187V216H188V214H189L187 220H185V215H184V213H185V210H184L185 207H183V209H182V208H181ZM169 206H171L170 209H172V206H173V208H174V210H173V209H172V210L169 209V211H172L171 213H170L169 211L167 212V209L169 208ZM175 206H176V208H175ZM178 206H179L180 208H179ZM190 206H191L192 209H190ZM203 206H202V209L204 210ZM166 207H167V208H166ZM250 207H251V206H250ZM160 208H161V209H160ZM207 208H208V207H206V209H207ZM233 208L236 209V204L234 205ZM180 210H181V212H180ZM212 210L214 211V209H212ZM176 211H177L178 213H175ZM229 211H233V209H232V210H228V212H229ZM196 212H197V214H198L199 216H201V217L197 216ZM206 212H208V211H206ZM233 212H235V210H234ZM156 213L158 214V210L156 211ZM156 213H155V215H156ZM168 213H170V214L172 215L173 218H172L171 216H169ZM192 213H193V215H191ZM231 213H232V214H231ZM159 214H158L157 216H155V215H154V216L157 218V217H159ZM162 214H163V215H162ZM165 214H166V216H165ZM194 214L196 215V218H194ZM217 215H218V216H217ZM192 216H193V217H192ZM204 216L207 218V220H205V219L202 218V217H204ZM210 216H211V217H210ZM226 216H228V217H226ZM170 217L172 218V220L169 219ZM197 217H199V218H201V219L199 220V218L197 219ZM205 217H204V218H205ZM208 217H209V218H208ZM225 217H226V218H225ZM160 218H159V219H160ZM157 219H158V218H157ZM182 219H183V221H182ZM193 219H194V221H193ZM195 219H196V221H195ZM212 219H213V218H212ZM188 220H189V221H188ZM204 220H205V221H204ZM210 220H211V221H210ZM228 220H229V219H228ZM198 221H199V222H198ZM203 221H204V223H206V224L201 223V222H203ZM207 221H208V222H207ZM231 221H232V222H231ZM233 221H234V222H233ZM185 222H187V223H185ZM215 222L217 223V221H215ZM215 222H214V223H215ZM225 222H226V223H225ZM230 222H231V223H230ZM162 223H161V224H162ZM169 223H170V222H169ZM177 223L180 225V228H181L180 231H179V226H177ZM183 223H184V225H186L187 228L183 226ZM188 223H189V224H188ZM197 223H198L199 225H198ZM227 223H230V224H227ZM200 224H201L202 226H200ZM223 224H224V225H223ZM207 225H208V226H207ZM212 225H213V226H212ZM222 225H223V227H222ZM226 225H227L228 227H227ZM231 225H233V226L230 228ZM149 226H150V225H149ZM181 226H183L187 232L185 231V232L183 233L182 231H184V228L181 227ZM199 226H200L202 229H200ZM224 226H226V227L224 228ZM169 227H170V229H168ZM173 227H176V228L178 229V230H177L178 234L176 233V235H175V230H176V228L174 229V231L172 230L173 232L171 231V232L169 233V231H170L171 228H173ZM197 227H198V228H197ZM212 227H213V228H212ZM161 228H160V229H161ZM182 228H183V230H182ZM150 229H151V228H150ZM164 229H165V228H164ZM164 229H163V230H164ZM189 229H190V230H189ZM198 229H199L200 231H202V232H199ZM188 230L191 231L193 234H192L191 232H188ZM197 230H198V231H197ZM229 230H230V231H229ZM165 232L162 231V233H164L163 236H165V237H163V239H164V238H166V240H167V239H170V237H169V238H167L168 236L166 237L167 232H166V233H165ZM197 232H198L199 234H198ZM220 232H219V233H220ZM180 233H181V234H180ZM182 233H183V234H182ZM186 233H187V234H186ZM188 233L190 234V236H189ZM184 234L186 235V237L184 236ZM196 234H197V235H196ZM222 234H220V236H222ZM181 235H183V236H181ZM200 235H201V236H200ZM218 235H219V234H218ZM225 235H227V239H226V236H225ZM188 236H189V237H188ZM220 236H219V237H220ZM224 236H225V237H224ZM172 237H171V238H172ZM178 237H179V238H178ZM191 237H192V238H191ZM201 237H202V239H201ZM180 238H183V239H180ZM207 238H208V239H207ZM224 238H225V239H224ZM228 238L231 239V240H229ZM175 239L173 240V238H172L171 241H172V240L175 241ZM198 239H199V240H198ZM218 239H220V238H218ZM180 240H181V241H180ZM192 240H193V241H192ZM201 240H202V241H201ZM162 241H163V240H162ZM164 241H165V239H164ZM169 241H170V240L165 241L166 244H167V242H169ZM173 241H172V242H173ZM172 242H170L169 245H171ZM213 242H214V243H213ZM164 244H165V243H164ZM187 244H188V243H187ZM221 244H222V241L220 242L219 247H222L223 244H222V245H221ZM169 245H168L167 247H169ZM205 246H206V247H205ZM213 247H214V248H213ZM195 248H196V251L193 250V249H195ZM166 249H167V248H166ZM189 249H192V251H193L194 253H195V252H196V253L194 254V253H193L191 250H189ZM202 249H203V250H202ZM186 252H187V251H186ZM190 252L193 253L194 256H193ZM189 253H190V254H189ZM205 253H207V254H205ZM165 254H166V253H165ZM203 254H204V256H203ZM209 254H210V255H209ZM206 255H207V256H206ZM169 256H170V255H169ZM192 256H193V257H192ZM206 257H207V258H206ZM190 258H193V260L191 261ZM198 260H199V261H198ZM179 261H180V264H181V263H182V260L180 259ZM202 261H203V262H202Z\"/></svg>","mask_w":264,"mask_h":264},{"label":"rangeland","instance_id":"3","mask_svg":"<svg viewBox=\"0 0 264 264\" xmlns=\"http://www.w3.org/2000/svg\"><path fill=\"white\" fill-rule=\"evenodd\" d=\"M153 1H154V0H153ZM153 1H152V5L155 4V8H157V10H158V7L161 8V7L163 6V5H162L163 0H159V1L157 0L158 3L156 2V0H155L154 2H153ZM161 1H162V2H161ZM219 1H220V2H219ZM155 2L157 3V5H159L158 7H156V3H155ZM160 2H161V3H160ZM221 2H222V3H221ZM223 2L225 3L224 5H223ZM234 2H235V5L237 6V8H240L241 3L245 4V3H248V2H255V5H256L257 7H261L262 9H264V4L261 5V3H260L259 0H217V1H216V0H204V1H203V0H173V1L171 2L172 5L170 4V7L174 8V7H176V6L178 5V10H180V9L183 7V5H185V6H186V7L184 6L185 10L188 9L187 11H188V12L190 13V15H191V17H190V15H188V16H189L188 19L191 18L189 21H192V19L195 18V17H196L195 19L198 20V19L200 18V19H202V21H203V19H204V17H205V19H207L208 22L213 23L215 26H217V24H218V20H217V19H214L213 22L211 21V20H213V19H212V17H213V16H212V11H213V10L217 11L216 7L218 6V4H219V5H223V6H221V9H220L219 6H218L219 10H222V11H220V12H223V13H222V14H223V17H222V15L219 14V15H220V16H219V15L217 14L218 11H217V12L213 11V12L215 13L216 16L218 15L217 17H220V19L223 18L222 21H223V20H227V19H226L227 17L225 18L227 12L224 13L223 7H225V11H226L228 5L231 4V11H232V10H233V6H234V4H233ZM159 3H160V4H159ZM168 3H169V1H168ZM181 3H182V4H181ZM183 3H184V4H183ZM196 3H197V6H198V7H200L199 5L202 4L201 7H200V10L197 9L198 11H197L196 8H195ZM200 3H201V4H200ZM215 3H216V4H215ZM226 3H227V5H226ZM173 4H174V5H173ZM175 4H176V5H175ZM180 4L182 5V7H180V6H181ZM160 5H161V6H160ZM179 5H180V6H179ZM187 5H188V7H187ZM193 5H194V7H193ZM211 5H212V6H215V5H216V6L214 7L215 9H213V7H212ZM232 5H233V6H232ZM203 6H204V7H203ZM209 6H210V7H209ZM236 6H235V7H236ZM163 8H164V7H163ZM176 8H177V7H176ZM176 8H175V9H176ZM186 8H187V9H186ZM190 8H191V9H190ZM209 8H211V9H209ZM237 8H236V12H237ZM193 9H194V10H193ZM202 9H203V10L206 9L205 12H203L204 14L202 13V11H203ZM207 9H209V10H207ZM212 9H213V10H212ZM157 10L155 9V15H154L155 18H156V16L161 17V15L158 14L159 11H157ZM159 10L162 11V13L164 14V12H163L164 10H161V9H159ZM176 10H177V9H176ZM176 10H174V9L171 10V9H170L169 11H171L170 13H172V14L170 15V14L168 13V15H170V17H172V19H173V20H172V23H173V21H174V22L177 21V23H179V19H180L181 23H183V22L187 19V15H186V14H189V13H187V11H186V13H185V10L183 11V13H182L181 10H180V11H176ZM192 10H193V11H192ZM195 10L197 11V13H196ZM156 11H157V13H156ZM199 11H200V12H199ZM178 12H179V13H178ZM192 12H194L196 15L198 14V17H199V18H197V16H196L194 13L192 14ZM175 13H177L176 16H175ZM180 13H181V15L183 14L184 16H185V15H186V16H185V17L182 16V18H183V19H182V18H180V17H181V16H180ZM208 13H209V14H208ZM178 14H179V15H178ZM199 14H200V15H199ZM224 14H225V16H224ZM159 15H160V16H159ZM193 15H194V17H192ZM202 15H203V17H202ZM163 16H164V15H163ZM211 16H212V17H211ZM216 16H215V17H216ZM167 17H169V16H167ZM236 17H237V16H236ZM263 17H264V16H263ZM208 18L210 19V21H209ZM261 18H262V17H261ZM181 19H182V20H181ZM200 19H199V20H200ZM205 19H204V20H205ZM175 20H176V21H175ZM197 20H195V21H197ZM182 21H183V22H182ZM193 21H194V19H193ZM193 21H192V23H193ZM215 21H216V22H215ZM220 21H221V20H220ZM186 22H187V21H185V23H186ZM197 22H198V21H197ZM200 22H201V21H200ZM200 22H199V23H200ZM205 22H206V21H203V23H205ZM181 23H179V24H181ZM188 23H189V22H188ZM190 23H191V22H190ZM190 23L188 24V27H189ZM210 23H209V24H210ZM174 24H176V23H173L172 25H173V26H176V25H174ZM179 24H177V25H179ZM183 24H184V23H183ZM183 24H182L181 29L185 28V26L187 25V24H186V25H185V24L183 25ZM207 24H208V23H207ZM237 24H238V26L240 25V23H238V22H237ZM205 25H206V24H205ZM249 25H250V22L245 23V26H244L243 28H240V27L237 26V30H236V32H237V34L239 35L240 42L243 40V36H245V34H247V35L249 36L251 33L256 32V30L259 29V25H260L259 19L257 20V24H256L255 26L251 25V29L248 30V28H250ZM262 25H264V22H262ZM180 26H181V25H179V27H180ZM183 26H184V27H183ZM252 26H253V27H252ZM188 27L186 26L187 29H188ZM179 29H180V28H179ZM214 29H216V27H214ZM246 29L248 30L247 32H245ZM176 31H180V30H178V28L176 27V29L174 28L173 31H172L171 33L174 34V32H176ZM183 31H184V35H185V34H189L188 30H187V32H186L185 29H183ZM181 32H182V31H181ZM236 32H235V33H236ZM176 33H177V32H176ZM176 33H175V34H176ZM173 34H172V35H173ZM181 35H182V36H181ZM181 35H179V36L183 37V34H181ZM179 36H177V39L180 38ZM215 36H217V34H215ZM171 37H172V36H171ZM178 37H179V38H178ZM218 37H219V36H218ZM222 37H223V36H222ZM224 37H225V36H224ZM224 37H223V38H224ZM173 38H176V36H174ZM190 39H192V38L188 37V38H185V40L182 39V41L189 42ZM172 40H173V39H172ZM175 40H176V39H175ZM175 40H174V41H175ZM186 40H187V41H186ZM192 40H193V39H192ZM190 41H191V40H190ZM170 42H171V41H170ZM185 42H182V44L185 43ZM172 43H173L174 45H175V44L177 45V46H176V45L173 46V47H174L173 49L177 50L176 47L179 48L178 45H179V43H181V42H180V40H179V41H177V42H175V43H174V42H171L170 44H172ZM173 44H172V45H173ZM185 44H186V43H185ZM180 45H181V44H180ZM187 45H188V44H187ZM187 45H184V44H183V46H184V47H182V48H183V51H185V50L187 51V50L189 49V48H187V49L184 50L185 46H187ZM187 47H188V46H187ZM180 48H181V47H180ZM175 50H174V51H175ZM174 51H171V52L174 53ZM180 51H181V50H180ZM175 52H177V51H175ZM182 53H183V52H180V54H182ZM184 53H185V52H184ZM174 54H176V53H174ZM178 54H179V53H178ZM178 54H177V55H178ZM177 55H175V56L172 57V54H171V57L174 58V57H176ZM177 57H178V56H177ZM179 57H180V55H179ZM188 58H190V60H188ZM176 60H178V58H176ZM181 61H183V58L180 57V58H179V62L182 63V64H180V63H179V64H180V66L182 67V69H183V67H184V69L186 70L185 66L188 67L187 70H186L187 72H186V71H183L184 69H183V70H182V69L180 70V68H179L180 72H182V71H183V72L180 73L178 69H177L178 72H176V70H175L174 72H176V73H180V75H179V74H176V76H174L175 74L172 73L173 75L170 74V75L172 76V78H175V77H178V76H182L181 74H185V73H188V74H186V75L189 76V74H192V73H190V71H191V72H194V71H192L193 69L195 70L193 76L196 75V71H197L196 68H195L196 65H194L195 67L193 66V63H194L195 60L193 61V57H192V56H187V61H186V60H184V62H181ZM189 61H191V63H190ZM192 61H193V62H192ZM174 62H175V61H174ZM176 62H178V61H176ZM176 62H175V63H176ZM186 62H187V63H186ZM188 62L190 63V65H191L192 68L188 65V64H189ZM184 64H187V65H184ZM194 64H196V63H194ZM172 65H174V63L171 64L170 67H171ZM175 65H177V64H175ZM182 65H183V66H182ZM178 66H179V65H178ZM178 66H177V68H178ZM180 66H179V67H180ZM170 67H169V68H170ZM174 68L176 69V66H175ZM172 69H173V67H172ZM189 69H191V70H189ZM169 70H170V69H169ZM188 70H189V71H188ZM171 71H172V70H171ZM171 71H170V72H171ZM177 75H178V76H177ZM186 75H185V76H182V77L184 78V77H186ZM171 76H169V79H171ZM193 76L191 75L190 77H186V79L189 81V83H190V81L192 80V78H194ZM179 78H180V77H178V79H179ZM189 78H190L191 80H190ZM178 79H177V80H178ZM186 79L183 80V82H184V84H185V85H184L185 88H181V87L178 88V87H175V89H172V93H174L175 95H178V96H182L181 102H182L183 104L180 103V106H181V109H180V110H185V107H186V109L189 108V107H188L189 103L187 102V99H188V97H187V93H188V92H186V95H184V94H185V91H186V90L188 91V89H189V88H187L188 85H189V83H188V81H186ZM171 80H173V79H171ZM175 80H176V79H175ZM169 81H170V80H169ZM192 82H193L192 84H194V81H192ZM186 83H187V84H186ZM177 84H179V82H178ZM190 86H191V85H190ZM191 87H192V86H191ZM192 89H193V87H192ZM179 90H180V91H179ZM182 90H184V91H182ZM173 91H174V92H173ZM175 91H176L177 93H179V94H177ZM181 91H182V92H181ZM183 92H184V93H183ZM181 94H182V95H181ZM192 94H193V93H192ZM184 96H185L187 99L183 98ZM186 102H187V103H186ZM184 103H185V104H184ZM192 105H193V103H192ZM183 106H184V107H183ZM187 107H188V108H187ZM182 108H183V109H182ZM253 119H255L254 121L257 120L256 117H255V118H252V120H253ZM243 120H244L245 122H248L247 119H246V120L243 119ZM254 121H253V122H254ZM263 127H264V126H263ZM161 143H162V142H161ZM145 145H146V144H145ZM160 146L162 147V145H160ZM143 148H144V149H142V150H137V151L135 150V153H137L138 151L142 153L143 151H145L146 147H143ZM151 148H152V147H151ZM152 151H153V150H152ZM139 152L137 153L138 155L136 154V156H138V157H139ZM141 153H140V154H141ZM133 156H134V155H133ZM244 157H245L246 159L251 158V156H250L249 153L245 154ZM244 157H243V159H244ZM134 158H135V157H134ZM170 159H171V158H170ZM111 160H113V159H110L109 161H111ZM134 160H136V159H134ZM105 162H106V161H105ZM105 162H104V163H105ZM135 162H136V161H135ZM110 163H112V162H110ZM110 163H109V164H110ZM122 163H124V161H123ZM156 163H157V162H156ZM162 163L164 164V162H162ZM105 164L108 165V163H105ZM105 164H103L104 167L106 166ZM160 164H161V162H160ZM160 164H159V166H160V168H161L163 165H160ZM110 165H111V164H110ZM120 165H122V164H120ZM123 165H124V164H123ZM123 165H122V167L120 166V167H121V168H120L121 170H123V167H126V166H123ZM157 165H158V164H157ZM262 165H264V163H262L261 166H260V169H261V171L263 172V174H262V172H261V175H260V178H261V179H262V176L264 177V170H262V167H264V166H262ZM108 166H109V165H108ZM116 166H118V165H116ZM131 166L134 167L135 164H133V165L131 164ZM131 166H129V167H131ZM136 166H137V165H136ZM136 166H135V167H136ZM104 167H103V168H104ZM129 167H128V168L126 167V169H129ZM203 167H205L204 169H208V170H210V168H213L212 171L210 170L211 173L208 174V176L211 174L212 177L215 176L214 174H216V172H217V170H218V168H216V167H212V166H209L210 168H206V166H203ZM235 167L238 168V171H239V172L236 171V170H235V171H232V168H230V170L232 171V176H233L232 178H234L235 180H237V179L239 180V179H240V175H241V173H240V168H239L238 166H235ZM235 167H234V169H235ZM105 168H106V167H105ZM153 168H154V167H153ZM160 168H159V169H157V168H156V169H152V172H154L155 170H158V174H160V173H159ZM186 168H187V167H186ZM124 169H125V168H124ZM136 169H138V167H137V168H134V169L132 168L131 170H132V172H133V171L136 170ZM187 169H188V168H187ZM189 169H190V168H189ZM199 169H200V167H199ZM263 169H264V168H263ZM202 170H203V168H202ZM208 170H207V171H208ZM215 170H216V171H215ZM125 171H126V170H125ZM128 171H129V170H128ZM136 171H138V170H136ZM163 171H165V170H163ZM163 171H162V172H163ZM213 171H214V172H213ZM162 172H161V173H162ZM235 172H237V174H236ZM129 173H131V172H129ZM129 173H127V175H128ZM136 173H137V172H135V174H136ZM177 173H178V171H177L176 173H173V174H170V175L167 176V178H168V185L171 186V187H173V189H176V190L178 189V188H177L178 185L173 184L174 181H170L169 179L175 180V179H173V178H175L174 176L177 177ZM189 173H190V171H189ZM189 173H188V174H189ZM212 173H213V174H212ZM234 173H235L237 176H236ZM125 174H126V173H125ZM131 174H133V173H131ZM162 174H163V173H162ZM162 174H161V175H162ZM188 174H187L186 177H185V176L183 177L184 180H186V179L189 180V181H187V180L185 181V183L188 182V187H187V189L189 188V186L192 185L191 180L195 179V178H193V176L191 175L192 178H193V179H192L191 176H190V174H189V176H188ZM129 175H130V174H129ZM138 175L140 176L139 173L136 174V175L133 174V175H131V178L134 177V176H136V177L138 178V180H139V176H138ZM172 175H173V177H172ZM216 175H217V174H216ZM234 175H235V176H234ZM159 176H160V175H159ZM128 177H129V176H128ZM136 177H135V178H136ZM160 177H162V176H160ZM163 177H165V176H163ZM169 177H170V178H169ZM189 177H190V178H189ZM200 177H201V176H200ZM178 178H180V179H178ZM181 178H182V177L179 176V177H177L176 179H178V181H177L178 183L181 182V183L183 184V188H184V187H186V185L183 183V180H181ZM202 178H203V177H202ZM207 178H209V177H207ZM207 178H206V179H207ZM129 179H130V178H129ZM158 179H159V177H158ZM199 179H201V178H199ZM199 179H198V180H199ZM132 180H134V181L136 182L137 179L135 180L134 178H132ZM138 180H137V181H138ZM179 180H180V181H179ZM207 180H208V179H207ZM134 181H133V182H134ZM195 181H197V179H196ZM200 181H201V180H199V182H200ZM202 181L205 182L204 179H203ZM139 182H140V180L138 181V184H139ZM170 182L172 183V185L170 184ZM203 182H200L199 185H202ZM174 183H175V182H174ZM181 183H180V185H179L180 187H181ZM189 183H190V185H189ZM193 183H194V182H193ZM134 184H135V183H134ZM143 184H144V183H143ZM143 184H141V185L139 184V186L137 187V189H138V188L140 189V187H141V189H140V190H139V189L136 190V193L138 192V199H139L140 197L143 196L142 198H144L143 200L145 201V197H144L145 195H144V194L148 193V192H147L148 187H147V184H146V183H145L144 185H145L147 188H146L145 186H143ZM197 184H198V181H197ZM258 184H259V186L261 187V189L264 191V188H263V186H264V179H263V182H262V180H261L260 182H258ZM184 185H185V186H184ZM143 187H144V188H143ZM190 188H191V187H190ZM187 189L185 188V191H186ZM192 189H193V188H191V190H192ZM247 189H248V190L245 191V192L242 191V192H244V193H247V194H245V196H244V195L242 196V194L239 193L241 196L238 194L237 197H236V199H234L235 201L238 200L237 202H238V204H239L240 206L237 205V202H235L236 205H237V206H236V211H235V213H234V216H233V214H232V216H231V218H230V219L237 218V221H236V223L234 224V226H235L234 229H235V230L233 229V233L231 234L233 240H231V241H228V240H227V241H224V243H223V240H220V242L222 241V244H224L223 247H222L223 249H222L221 247L219 248V247L216 246V248H217V249H216V252H217V254H218L219 258H220V264H229L230 257H231V259L233 258V260H230V263H231V262L233 263V261L237 262L236 260H237L238 258H239V259H238V262H237L238 264H256V263H257V264H262V263H264V239H263L264 236L261 237L262 234L264 235V231H263V230H264V194H263V197L261 198L262 200H260V201L258 200V201H256V203H255V201H254L255 204L253 203L254 205H253V204L250 205V204H249V198L252 197V191H251L249 188H247ZM178 190H183V189L181 188V189H178ZM189 191H190V190H189ZM192 191H193V190H192ZM248 191H249V192H248ZM144 192H145V193H144ZM240 192H241V190H240ZM141 193H142V194H141ZM143 193H144V194H143ZM244 193H243V194H244ZM141 195H142V196H141ZM246 195H248L249 197H247ZM250 195H251V196H250ZM139 196H140V197H139ZM239 196H240V197H239ZM121 197H123V196H121ZM241 197H242V200H240ZM244 197L247 198V199L245 200ZM136 198H137V197H136ZM239 198H240V199H239ZM243 198H244V199H243ZM156 199H157V197H156ZM197 199H198V200H197ZM194 200H195V201H194L193 204H194L195 206L192 205V208H193L192 210H197V211L200 212V213H201V211H202V214H206V213H208V212H206V211H204V210L202 209V206L199 205V201H201L200 198H196V199H194ZM134 201H135V200H134ZM136 201H137V199H136ZM144 201H143V202H144ZM246 201H247L248 203H247ZM258 202H259V204H258ZM244 203H247L248 205H246V204H244ZM257 204H258V206H257ZM152 205L155 206L156 209H158V207H159V205H160V200L156 201L155 203L151 204L150 206L148 205V207H146L147 210L150 209L149 211H151V209H152V211H153V210H154V209H153L154 207H153ZM255 205H256V206H255ZM106 206H107V205H106ZM106 206H105V208H106ZM131 206H132V204L130 205V207H131ZM151 206H152V207H151ZM157 206H158V207H157ZM244 206H245V207H244ZM248 206H249V207H248ZM250 206H251V207H250ZM89 207H90V206H89ZM118 207H119V206H118ZM118 207H117V209L120 210L121 208H120V207L118 208ZM127 207H128V205H127ZM135 207H136V206H135ZM135 207H131V208H135ZM150 207H151V208H150ZM194 207H195V208H194ZM200 207H201V209H200ZM242 207H244V209H243ZM253 207H254V209H253ZM255 207H256V208H255ZM259 207H260V208H259ZM136 208H137V207H136ZM144 208H145V207H144ZM249 208H251V209H249ZM257 208H258V209H257ZM89 209H90V208H89ZM92 209H93V206H92ZM92 209L88 210L87 213H88L89 211H91ZM106 209H108V206H107ZM141 209H142V208H141ZM204 209H205V208H204ZM246 209H247V210H246ZM142 210H143V209H142ZM147 210H145V211H147ZM158 210H159V209H158ZM258 210H259V211H258ZM127 211H128V210H127ZM129 211H130V210H129ZM149 211H147V212H149ZM152 211H151L150 213H152ZM156 211H157V210H156ZM156 211L154 210L153 214L148 215V216L150 217V216L153 215L152 217L154 218V213H156ZM239 211H240V212H239ZM246 211H247V212H246ZM248 211H249V212H248ZM250 211H251V212H250ZM117 212H119V211H117ZM135 212L138 213V209H137ZM147 212H146V214H147ZM158 212H159V211H158ZM236 212H237V213H236ZM244 212H245V213H244ZM92 213H93V211H92ZM92 213H91V215H92ZM126 213H127V212H126ZM128 213H129V212H128ZM128 213H127V214H128ZM130 213H131V211H130ZM137 213H136V214H137ZM150 213H149V214H150ZM238 213H239V214H238ZM88 214H90V213H88ZM105 214L108 215L109 212H103V216H104ZM115 214H116V212H115ZM115 214H114L113 218L115 217V218H117V220L120 218V217L118 218V216H123L122 214L120 215V212H119V215H118V216H115ZM131 214H132V213H131ZM136 214H135V215H136ZM138 214H139V213H138ZM144 214H145V212H144ZM146 214H145V217H144L145 219H146ZM86 215H87V214H86ZM91 215H87L88 217L86 216L87 220H85V221H84V219H86V218L82 219L83 222L87 223L88 225L85 224V223H83V222H81V223H82L83 230H84V228L86 229L85 232H86V234H87V236H86L87 238H88V236H89L88 234H91V232H93V234H94V232L96 231V234H98V231L96 230V229H97V226H96L94 223H92L93 218L91 217L92 220L90 219V216H91ZM107 215H105V218H104V217H102V218L107 219L109 216H111V215H108V217L106 218ZM125 215H126V214H125ZM125 215H124V216H125ZM128 216H130V215L128 214ZM138 216H139V215H138ZM148 216H147V217H148ZM246 216H247V217H246ZM81 217H82V216H80V218H81ZM126 217H127V215H126ZM130 217L132 218V217H133V214H132ZM152 217H150V218H151L152 221H153V218H152ZM249 217H250V218H249ZM124 218H125V217H124ZM212 218L214 219V218H215V215H213ZM104 219L102 220V222L104 221ZM109 219H110V217H109ZM121 219L123 220V218H121ZM121 219H119V221H122ZM151 219L149 220V222L151 221ZM262 219H263V220H262ZM76 220H77V218H76ZM89 220H90L91 223L89 222ZM107 220H108V219H107ZM111 220H112V218H111ZM111 220H110V223H111ZM113 220L115 221V222H114V221H113V222L116 224L117 220H115V219H113ZM214 220H215V219H214ZM78 221H79V220H78ZM124 221H125V220H124ZM124 221H123V222H124ZM145 221H146V220H145ZM216 221H217V220H216ZM76 222H77V221H75V224H74L75 227H74V228H76ZM105 222H109V221H106V220H105L103 223H105ZM247 222H248V223H247ZM77 223L79 224L80 222H77ZM110 223H109V224H110ZM118 223H119V222H118ZM124 223H126V224H124ZM124 223H123V224L126 226V230H127V231H130V229H129L130 226H127V222H126V221H125ZM152 223H153V222H152ZM210 223H211V222H210ZM243 223H244V224H243ZM105 224L108 225V223H105ZM105 224H104V225H105ZM123 224L121 223V225H123ZM211 224H213V223H211ZM214 224H217V223H214ZM246 224H247V225H246ZM92 225H93V226H92ZM121 225H120V226H121ZM129 225H130V224H129ZM84 226H85V227H84ZM87 226H89V227L86 228ZM90 226H92V227H90ZM108 226H109V225H108ZM116 226H118V225H116ZM116 226L113 225V228H115ZM219 226H220V225L218 224V229H217V230H219ZM77 227H78V226H77ZM79 227H81V226H79ZM82 227H81V228H82ZM104 227H105V226H103V228H104ZM106 227H107V226H106ZM106 227L104 228L105 230H103V231L106 232V233H108V234H110V233H109L110 231H108V229L110 230L109 227H111V226H109L108 229H107ZM220 227H221V226H220ZM81 228H78V229H81ZM113 228L111 227V230H112ZM237 228H238V229H237ZM256 228H257V229H256ZM106 229H107V230H106ZM117 229H120V231H122V228H120V227H117ZM241 229H242V230H241ZM243 229L246 230V231L244 232ZM249 229H250V231H249ZM262 229H263V230H262ZM76 230H77V229H76ZM81 230H82V229H81ZM81 230H80V231H81ZM87 230H88L89 232H87ZM90 230H92V231H90ZM93 230H94V231H93ZM123 230H124V229H123ZM217 230L214 229L215 232H214V231L212 232V237L214 238V241H215L216 245L220 244V242H219L218 239H217V238H218V237H217V236H218V235H217V234H218ZM237 230H238V231H237ZM74 231H75V230H74ZM113 231H115V232H116V231L120 232L119 230H115V229H114ZM113 231H111V234L113 233ZM262 231H263V232H262ZM85 232H84V231H81V234L83 235V233H85ZM104 232H103V238H104V235H105V237H106V234H105ZM115 232H114V233H115ZM242 232H243V233H242ZM240 233H242V234H240ZM246 233H247L248 235H247ZM93 234H92L91 237L89 236V238H91V239H92V238H95L96 234H95V235H93ZM239 234H240V236H241V235H243V237L245 236V238H246L245 241H244V238L241 239L242 236H241V237L239 236L240 238L238 237ZM244 234H245V235H244ZM234 235H235V237H236V236H237V237L235 238ZM108 236H112V237H113V235H108ZM247 236H248V237H247ZM249 236H250V238H251V237H252V238L248 240ZM259 236L261 237V239H260ZM112 237H111V238H112ZM87 238H86V239H87ZM108 238L111 239L110 237H106L105 239L108 240ZM215 238L217 239V241H216ZM254 239L257 240V241H255ZM95 240H97V239H95ZM176 240H177V242H176ZM176 240L173 241V242H176L177 244H179V243H178L179 240H178V239H176ZM239 240H240V241H239ZM247 240H248V241H247ZM250 240H251V241H250ZM88 241H89V239H88L87 241L85 240V243H86V246H87V248H88V250H89V249H90L89 246H92V245H93L92 243H94V242H91V241H92V240H91V241H89L91 245H88ZM110 241L113 242V239L109 240V242H110ZM109 242L107 241V243H108L107 246H105V244H103L102 246H104V247L111 246V244H109ZM173 242H172V244H175V245L173 246V245L171 244L172 246H169L168 248L171 249L170 251H171V253H172L173 250H174L175 248L178 247V248H177V251H176V249L174 250V251H176V252H174L176 256H175L174 253H173V254H172L173 257H172V255L170 254V252L167 251V250H168V249H167V250H166V253H169V254H168V255L165 254V256H168V257H167L168 262L166 261V263L169 264V259H170V263H171V264H173V263H174V264H180V261H179V260H180V258H181V260H182V263H181V264H184V263L187 264V262H186V255H187V252H186V251H188V249H187L188 244L185 245V244L187 243L186 240H183V241H182L183 243L179 244V246H178L176 243H173ZM184 242H186V243H184ZM218 242H219V243H218ZM242 242H243V243H242ZM259 242H260V243H259ZM104 243H106V242L104 241ZM217 243H218V244H217ZM234 243H235V244H234ZM253 244H254V245H253ZM180 245H181V246H180ZM239 245H240L241 247H240ZM175 246H176V247H175ZM218 246H219V245H218ZM238 246H239V248H237ZM242 246H243L244 249L242 248ZM246 246H248V248H247ZM249 246H250V247H249ZM233 247H234V249H233ZM255 247H256V248H255ZM92 248H93V247H92ZM110 248H111V247L108 248V252H107L106 254H105V251H104V253H103V254H105V255H104V260H103V261H104V264H107V263L109 262V260H108L107 263H105V261H106V257H105V256H106V255H107V256H108V255H109V256L112 255L111 258H110L109 256L107 257V259L110 258L111 261H112V257L114 256L113 253H114L115 251L112 252L111 255H110V253H109V249H110ZM180 248H181V251L178 250V249H180ZM218 248H219L220 250H218ZM236 248H237V249H236ZM240 248H242V249H241V250H238V249H240ZM221 249H222V250H221ZM245 249H246V250H245ZM111 250H114V248L111 249ZM223 250H224V251H223ZM233 250H234V251H233ZM236 250L241 251V252H239L240 255L238 254V252H237ZM243 250H244V252H243ZM94 251H95V249H94ZM183 251H184V253H183ZM218 251H219V252H218ZM235 251H236V253H235ZM246 251H247V252H246ZM248 251H249V252H248ZM250 251H252L253 254H252V252H251V254H250ZM89 252H92L91 249L89 250ZM179 252H180V253H179ZM228 252H229L231 255H230ZM95 253H96V252H95ZM95 253L92 252L91 254H89V258H90L89 261L91 260L92 256H94ZM115 253H116V252H115ZM176 253H177V254H176ZM178 253H179V254H178ZM223 253H225V254H223ZM254 253H255V254H254ZM185 254H186V255H185ZM247 254H248V255H247ZM91 255H92V256H91ZM169 255H171V256L169 257ZM179 255H180V256H179ZM223 255H224V256H223ZM235 255H237L238 258H237ZM238 255H239V256H238ZM244 255H247V256H244ZM234 256H235L236 258H235ZM226 257H227V258H226ZM244 257H245V258H244ZM246 257H247V259H246ZM168 258H169V259H168ZM171 258H172L173 260H172ZM222 258H223V259H222ZM243 258H244V259H243ZM254 258H256V259H254ZM235 259H236V260H235ZM253 259H254L255 261H254ZM111 261L109 262L110 264H111ZM247 261H249V262L246 263ZM260 261H261V262H260ZM114 262H115V260H114ZM178 262H179V263H178ZM235 262H234V263H235ZM232 263H231V264H232ZM91 264H92V262H91ZM145 264H146V263H145ZM153 264H154V263H153ZM158 264H159V263H158Z\"/></svg>","mask_w":264,"mask_h":264}]
</instances>
